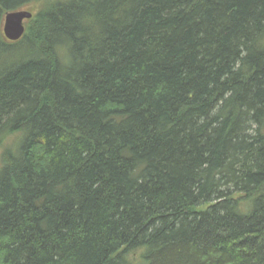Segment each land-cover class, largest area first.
Listing matches in <instances>:
<instances>
[{"label":"trees","instance_id":"16d2710c","mask_svg":"<svg viewBox=\"0 0 264 264\" xmlns=\"http://www.w3.org/2000/svg\"><path fill=\"white\" fill-rule=\"evenodd\" d=\"M0 149V264H264V0H0Z\"/></svg>","mask_w":264,"mask_h":264},{"label":"water","instance_id":"95a60500","mask_svg":"<svg viewBox=\"0 0 264 264\" xmlns=\"http://www.w3.org/2000/svg\"><path fill=\"white\" fill-rule=\"evenodd\" d=\"M35 12V7H27L5 15L3 34L7 41L17 42L22 39L26 32L25 24L33 18Z\"/></svg>","mask_w":264,"mask_h":264},{"label":"rangeland","instance_id":"374dc122","mask_svg":"<svg viewBox=\"0 0 264 264\" xmlns=\"http://www.w3.org/2000/svg\"><path fill=\"white\" fill-rule=\"evenodd\" d=\"M31 7H33V6H31ZM1 166H2V162H1V149H0V168H1Z\"/></svg>","mask_w":264,"mask_h":264}]
</instances>
